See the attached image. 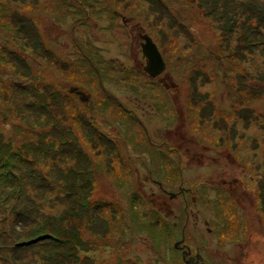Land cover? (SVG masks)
I'll return each instance as SVG.
<instances>
[{
  "label": "rangeland",
  "instance_id": "1",
  "mask_svg": "<svg viewBox=\"0 0 264 264\" xmlns=\"http://www.w3.org/2000/svg\"><path fill=\"white\" fill-rule=\"evenodd\" d=\"M12 1L18 3L0 0V33L20 41L6 48L0 41V145L12 150L30 132L41 133L40 117L30 116L39 115L37 104L41 113L62 104L72 119V107L86 111L89 121L77 119L80 142L88 138L101 148L97 154L82 142L93 195L106 206L83 218L96 224L92 229L77 226L86 240L98 241L86 247L83 263L190 264L199 250L206 264H264V0L220 1L230 7L205 0ZM229 10L232 23L216 20ZM252 18L261 23L256 36ZM141 28L167 60L159 81L142 71ZM17 50H29L35 61L26 71ZM26 73L49 100L24 88L36 84ZM39 136L41 143L45 135ZM38 154L49 178L70 168L45 146ZM55 197L42 189V212L67 208L65 201L50 202ZM165 222L166 232L158 228ZM173 246L186 250L183 258Z\"/></svg>",
  "mask_w": 264,
  "mask_h": 264
},
{
  "label": "trees",
  "instance_id": "2",
  "mask_svg": "<svg viewBox=\"0 0 264 264\" xmlns=\"http://www.w3.org/2000/svg\"><path fill=\"white\" fill-rule=\"evenodd\" d=\"M220 1L205 0L200 2L218 5ZM194 3L198 2L194 1ZM220 4H222V7H230L229 3L223 2ZM246 10L247 8L243 12ZM224 12L226 13L225 18L220 16L216 20H225L224 24L226 22L232 23L231 10ZM1 13L4 14L2 10ZM210 13L215 14V11L212 10ZM252 19L254 20V18ZM219 24L222 27L223 23L218 22ZM260 24V22L255 21V25L251 29L255 36L258 33V25ZM30 27L33 30L32 33L39 36L38 31L34 28V24L27 23L26 28L29 29ZM241 29L244 30V27H241ZM245 29L248 31L246 37L248 40L249 29L247 27ZM21 30H23V27ZM29 36L32 39H36V36ZM151 39L162 54L163 51L159 48L158 43L153 38ZM14 40L18 41V43L20 42L16 38L13 39L11 35L10 37L3 36V33H0V41L5 45L3 48L9 47V45H17V43H13ZM34 44L38 47H44L38 41ZM28 45L31 47L33 44ZM17 51L23 54V69L26 71L29 67L28 61H35L31 60L28 53L29 50L25 53L22 50ZM0 59L3 62L5 61L2 57ZM6 64H8L7 61ZM94 73L97 75L95 71ZM26 75L29 79H34L36 84H31L32 81L26 82L27 84L24 85V88L28 89V91H36L34 98L37 100H49L48 98L41 97L42 89L40 88L38 79L29 77L27 73ZM102 81L104 83L106 79H100V82ZM4 82L5 80L1 78L0 84H4ZM50 86L53 88L52 84ZM245 96L247 97V95ZM137 98L142 101L140 97ZM250 100L253 101L252 99ZM41 107L43 106L40 105L39 107V104L36 105V109L40 111L39 115L30 114L32 117L39 116L43 122L44 126L40 129V134L38 133L34 136L33 132H30L27 140L21 142L19 146L12 145V150L10 145H0V264H84L83 261L89 263L88 257L82 258V256H87V253L90 251L86 249L88 245L93 247L98 241H95V238L92 237L86 240L82 235V228L79 227L84 226L83 229L87 227L92 229L96 224H91V219L83 218L86 216L91 217L94 211L102 209L106 205L102 200L93 195L95 188L92 180L89 178L92 162L89 157L90 154L85 151L82 142H88L92 146L91 150L92 148L95 149V153L97 154L101 152V148L91 144L94 141H89L90 139L88 140L87 137V140L82 139V142H80L79 136L82 128L77 127L80 123V120L77 119H80V117L77 116L76 119H72L70 113L62 107V104L58 105L57 109L45 113H41ZM54 115H59L63 118H58ZM31 119L33 121V118ZM58 126L65 128V130L61 131ZM93 130L100 134L98 136L100 141L106 139L105 134L97 131V129ZM41 134L45 135V139L40 143L39 135ZM42 146H45V151L52 158H54L55 154H60L59 159L61 162L69 161L70 168L68 170L59 168L51 178L46 176L45 171L48 168L37 164L40 158L38 152L42 150ZM165 151H168V149ZM178 172L182 174V170H178ZM42 189L44 190V194L54 191L58 192L59 197L50 199V202L65 201L67 208L55 211L54 213L42 212L40 204ZM89 206H91L90 209ZM109 208L112 210L113 216L117 218L118 212L111 205H109ZM9 217H11V220H9ZM74 219L77 221L76 224L73 223ZM102 221L108 224L112 219L105 217ZM148 221L145 222L149 227L153 225L155 227L158 226L156 222L150 224ZM164 224L158 228H162L166 232V222ZM78 225L79 229L77 228ZM72 240L76 243L71 244ZM110 240V237L102 240V242L105 241L106 243L102 247H108L107 244L111 243ZM115 242L117 244L122 243L120 240H115ZM174 251L176 253L180 252L177 249H174ZM4 253L5 255H3ZM116 263L120 264V261H116ZM122 264L137 263H132V260L129 258L125 262L122 261Z\"/></svg>",
  "mask_w": 264,
  "mask_h": 264
},
{
  "label": "water",
  "instance_id": "3",
  "mask_svg": "<svg viewBox=\"0 0 264 264\" xmlns=\"http://www.w3.org/2000/svg\"><path fill=\"white\" fill-rule=\"evenodd\" d=\"M141 40V52L146 59L143 71L151 78H155L165 71V62L150 36L145 33Z\"/></svg>",
  "mask_w": 264,
  "mask_h": 264
},
{
  "label": "flooded vegetation",
  "instance_id": "4",
  "mask_svg": "<svg viewBox=\"0 0 264 264\" xmlns=\"http://www.w3.org/2000/svg\"><path fill=\"white\" fill-rule=\"evenodd\" d=\"M62 2H63V0H62ZM77 2L79 3V0H77ZM61 28V33L59 34V36L60 37H63V35H62V33H63V31H65L64 29H62V27H60ZM137 28L140 30V27L137 25ZM137 28H135V29H137ZM57 29V28H56ZM130 29H131V27H130ZM132 30V29H131ZM141 30H142V32L143 33H141L140 35H139V39H141V36L142 35H144L145 33H144V31H143V29L141 28ZM65 34V33H64ZM47 36L48 37H51L50 36V34L48 35L47 34ZM71 38V37H70ZM62 41V40H61ZM62 42H64V41H62ZM68 42H72L73 43V45H74V42H75V39L74 40H68L67 41V43ZM141 43H142V40H141V42H140V55L143 57V54H142V52H141ZM67 47V46H66ZM110 60H112V58L110 59ZM141 60H142V63H143V60H145V58L143 57V59L141 58ZM165 61H166V59H165ZM134 63H136L135 61H134ZM167 65V64H166ZM137 66L139 67L140 65H138L137 64ZM144 66H145V64H144ZM119 70L120 71H124V72H126V71H130V68H128V67H126L125 65H120L119 64ZM138 70L140 71V72H142L143 71V66H142V71L140 70V68H138ZM165 72H167V70L165 71ZM165 72L163 73V74H161V75H159L158 77H156V78H151L152 79V81H154V79L156 80V81H159V79L165 74ZM143 74V72L141 73V75ZM163 81H160V83H162ZM163 86L164 87H167L166 86V83H164L163 82ZM71 91H73V90H71ZM70 93V92H69ZM71 94V93H70ZM166 100H168V102H170V99H171V97H166L165 98ZM72 110L74 111V118L76 119L77 118V116H79L80 117V119L83 121V119H82V117L81 116H84L85 118H86V121H89V119H88V117L86 116L87 115V113H86V111L84 110V109H82V108H76V110H74V108L72 107ZM91 123V122H90ZM92 125H93V123H91ZM94 127V126H93ZM95 129V128H94ZM191 147H193V146H191ZM172 198H175L173 195L171 196V199ZM185 199V198H184ZM173 248L174 249H177V250H179L180 251V255H181V258H183V256L182 255H184V254H186V250L185 249H183V247L180 249V247L178 248V247H176V246H173ZM189 260H190V264H206V261L204 260V257H203V255H202V253H201V251H197V252H195L193 255H191L190 257H189Z\"/></svg>",
  "mask_w": 264,
  "mask_h": 264
},
{
  "label": "crops",
  "instance_id": "5",
  "mask_svg": "<svg viewBox=\"0 0 264 264\" xmlns=\"http://www.w3.org/2000/svg\"><path fill=\"white\" fill-rule=\"evenodd\" d=\"M6 2H12V3H18L17 1H12V0H5ZM46 1H48V0H46ZM37 2H39V3H45V1H43V0H37Z\"/></svg>",
  "mask_w": 264,
  "mask_h": 264
}]
</instances>
